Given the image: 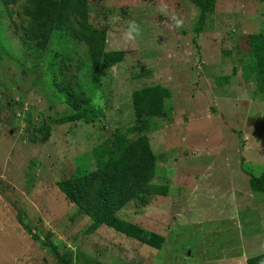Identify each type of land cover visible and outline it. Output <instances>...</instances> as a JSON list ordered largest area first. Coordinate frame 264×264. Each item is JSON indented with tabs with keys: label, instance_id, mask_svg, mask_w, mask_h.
<instances>
[{
	"label": "rangeland",
	"instance_id": "1",
	"mask_svg": "<svg viewBox=\"0 0 264 264\" xmlns=\"http://www.w3.org/2000/svg\"><path fill=\"white\" fill-rule=\"evenodd\" d=\"M24 1H0V23L7 11L19 21ZM88 1L105 49L124 50L105 70L69 30L38 51L0 41V264H263L264 192L252 186L264 176V86L250 40L262 2L216 0L198 32L191 0ZM132 20L142 31L125 41ZM69 79L99 108L92 121L68 118ZM143 87L165 91L150 117L132 104ZM136 136L156 188L116 211L131 233L94 226L60 184Z\"/></svg>",
	"mask_w": 264,
	"mask_h": 264
},
{
	"label": "trees",
	"instance_id": "2",
	"mask_svg": "<svg viewBox=\"0 0 264 264\" xmlns=\"http://www.w3.org/2000/svg\"><path fill=\"white\" fill-rule=\"evenodd\" d=\"M0 1L7 10L10 4L13 5L18 0ZM191 1L200 10L195 27L199 32L207 15L213 11L216 0ZM259 1L263 4L264 14V0ZM21 5L19 11L15 12L19 21L11 16L12 12L7 11L8 20L0 23V41L3 43L17 41L18 49L23 48L24 51L31 47L38 51L45 49L51 35L57 31L69 30L72 37L83 41L87 46L93 72L105 70L124 58V50L105 49L106 27L89 21L88 0H25ZM250 40L257 59L255 77L264 86V31L253 34ZM58 71L56 74L61 77L60 69ZM63 91L66 101L74 110L68 117L71 120L82 119L90 122L100 111L91 104L90 99L83 97L82 90L72 84L71 79L67 81ZM164 93L165 91L159 89L154 91L151 87L134 89L131 98L135 112L143 117L159 113V96ZM117 146H120L119 153L109 149L106 160L97 162L91 170L82 168L77 173H71L61 182L60 188L74 204L90 216L94 226L105 223L125 233H131L129 224L118 218L116 211L129 200L155 190L156 186L151 183L155 173V156L145 137L136 136L131 141L122 140L115 147ZM97 157L99 160V156ZM253 181L252 189L264 192V176L253 178ZM34 239L38 240L35 237ZM262 262L264 264V260Z\"/></svg>",
	"mask_w": 264,
	"mask_h": 264
},
{
	"label": "clouds",
	"instance_id": "3",
	"mask_svg": "<svg viewBox=\"0 0 264 264\" xmlns=\"http://www.w3.org/2000/svg\"><path fill=\"white\" fill-rule=\"evenodd\" d=\"M166 8V5L161 7V12L163 14H167ZM169 18L174 22L177 28L183 27L184 21L179 16L172 15ZM141 31L142 29L139 23H137L135 20H132L129 21L127 30L123 33V37L125 41H133L136 39L137 36L140 35Z\"/></svg>",
	"mask_w": 264,
	"mask_h": 264
}]
</instances>
